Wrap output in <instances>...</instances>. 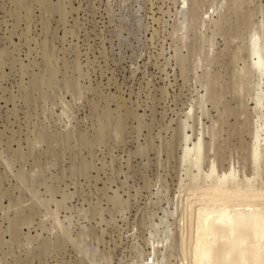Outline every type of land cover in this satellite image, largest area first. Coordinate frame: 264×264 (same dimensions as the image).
Masks as SVG:
<instances>
[{
	"label": "rangeland",
	"instance_id": "obj_1",
	"mask_svg": "<svg viewBox=\"0 0 264 264\" xmlns=\"http://www.w3.org/2000/svg\"><path fill=\"white\" fill-rule=\"evenodd\" d=\"M258 56L264 0H0V264H195L211 165L264 191Z\"/></svg>",
	"mask_w": 264,
	"mask_h": 264
},
{
	"label": "bare ground",
	"instance_id": "obj_2",
	"mask_svg": "<svg viewBox=\"0 0 264 264\" xmlns=\"http://www.w3.org/2000/svg\"><path fill=\"white\" fill-rule=\"evenodd\" d=\"M258 52L256 51V56ZM261 59L259 62L262 64L264 60L261 61ZM263 68L262 71H264ZM196 148V151L201 152L199 158L193 163L200 169L202 143H199ZM215 171L217 170L214 165H211L208 173H205L206 176L204 174L207 179L212 178L213 181L205 189L203 187L202 191H199L200 193H197L198 202L195 201L199 203L200 207L193 216L194 222L188 223L190 226H194L193 236L189 237V234L192 233L189 232L190 226L186 229L183 228L182 243L185 246L186 242L194 239L192 242L195 249V264H264V191L259 192L255 189L254 191L249 182L247 184L250 186L246 185L245 190L232 188L228 183L236 177L233 170H226L218 177L215 176ZM196 196L194 197L197 198ZM191 198L189 196L186 200L187 206L184 213L186 211L187 215L194 212L192 208L190 210L187 208L188 206L192 207L194 200Z\"/></svg>",
	"mask_w": 264,
	"mask_h": 264
}]
</instances>
